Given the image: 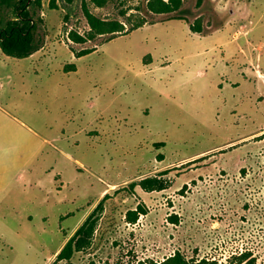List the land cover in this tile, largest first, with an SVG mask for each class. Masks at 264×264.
Wrapping results in <instances>:
<instances>
[{
  "label": "rangeland",
  "instance_id": "rangeland-1",
  "mask_svg": "<svg viewBox=\"0 0 264 264\" xmlns=\"http://www.w3.org/2000/svg\"><path fill=\"white\" fill-rule=\"evenodd\" d=\"M84 4L147 23L76 43ZM179 13L41 0L42 47L0 50V264H151L175 251L264 264V0H182ZM154 175L165 189L131 185ZM101 198L90 244L56 260Z\"/></svg>",
  "mask_w": 264,
  "mask_h": 264
},
{
  "label": "trees",
  "instance_id": "trees-1",
  "mask_svg": "<svg viewBox=\"0 0 264 264\" xmlns=\"http://www.w3.org/2000/svg\"><path fill=\"white\" fill-rule=\"evenodd\" d=\"M71 1V0H69ZM96 6H102L106 0H91ZM182 0H145V10L149 14H171L172 18H180V7ZM41 7V0H0V50L3 54L14 57H28L35 51L39 50L44 38L37 32L38 22L41 18L37 16V10ZM83 13L89 26L85 35L76 32H68L69 38L76 43H83L91 40L95 36L104 34H124L147 23L146 19L131 23L129 27H125V23L117 19H102L94 15L86 5H83ZM129 23V22H128ZM191 28V27H190ZM192 30V28H191ZM195 31V30H193ZM95 48H82L75 51L77 57L85 55ZM65 71L75 69L74 64H68L63 68ZM158 160H162V155H156ZM131 185H138L144 191L162 190L167 187V182L161 176H147L141 178ZM106 195V194H105ZM105 195L103 197H105ZM96 204L93 210L87 215L83 222L76 228L73 234L65 241L63 246L56 254V260L68 261L74 251H78L88 246L93 235L95 224L97 221V213L102 209V200ZM139 209V210H138ZM144 210L140 206L135 210L128 211L129 221L134 222L138 213ZM151 264H226L215 259H188L180 251L163 258L160 261ZM234 264H255L254 257L248 252H241L235 260Z\"/></svg>",
  "mask_w": 264,
  "mask_h": 264
},
{
  "label": "crops",
  "instance_id": "crops-1",
  "mask_svg": "<svg viewBox=\"0 0 264 264\" xmlns=\"http://www.w3.org/2000/svg\"><path fill=\"white\" fill-rule=\"evenodd\" d=\"M95 50V49H94ZM38 51V50H37ZM37 51H35V52H37ZM35 52L34 53H32L31 55H29L28 56V58H31L33 55H35ZM75 65V64H74ZM59 249H57V251H58Z\"/></svg>",
  "mask_w": 264,
  "mask_h": 264
}]
</instances>
